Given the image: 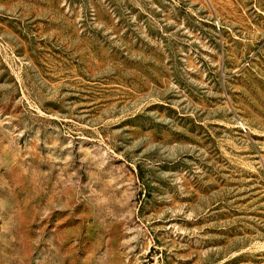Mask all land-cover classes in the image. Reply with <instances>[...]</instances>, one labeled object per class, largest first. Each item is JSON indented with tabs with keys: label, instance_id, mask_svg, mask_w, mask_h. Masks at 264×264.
<instances>
[{
	"label": "rangeland",
	"instance_id": "374dc122",
	"mask_svg": "<svg viewBox=\"0 0 264 264\" xmlns=\"http://www.w3.org/2000/svg\"><path fill=\"white\" fill-rule=\"evenodd\" d=\"M0 264H264V0H0Z\"/></svg>",
	"mask_w": 264,
	"mask_h": 264
}]
</instances>
